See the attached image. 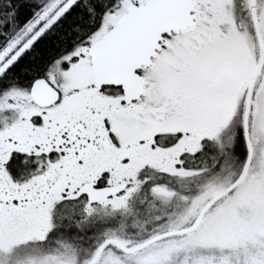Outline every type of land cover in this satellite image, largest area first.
<instances>
[{"label": "snow or ice", "instance_id": "snow-or-ice-1", "mask_svg": "<svg viewBox=\"0 0 264 264\" xmlns=\"http://www.w3.org/2000/svg\"><path fill=\"white\" fill-rule=\"evenodd\" d=\"M0 264H264V0H0Z\"/></svg>", "mask_w": 264, "mask_h": 264}]
</instances>
